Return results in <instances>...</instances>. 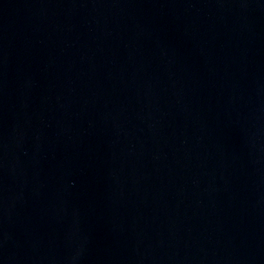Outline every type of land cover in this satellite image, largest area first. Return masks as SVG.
Segmentation results:
<instances>
[{"label": "water", "instance_id": "1", "mask_svg": "<svg viewBox=\"0 0 264 264\" xmlns=\"http://www.w3.org/2000/svg\"><path fill=\"white\" fill-rule=\"evenodd\" d=\"M0 264H264V0H0Z\"/></svg>", "mask_w": 264, "mask_h": 264}]
</instances>
